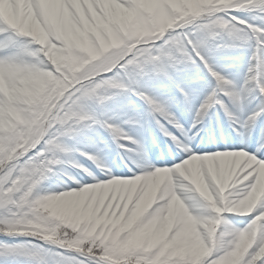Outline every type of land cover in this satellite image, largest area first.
<instances>
[{
	"label": "snow or ice",
	"instance_id": "snow-or-ice-1",
	"mask_svg": "<svg viewBox=\"0 0 264 264\" xmlns=\"http://www.w3.org/2000/svg\"><path fill=\"white\" fill-rule=\"evenodd\" d=\"M0 264H264V0H0Z\"/></svg>",
	"mask_w": 264,
	"mask_h": 264
},
{
	"label": "bare ground",
	"instance_id": "bare-ground-1",
	"mask_svg": "<svg viewBox=\"0 0 264 264\" xmlns=\"http://www.w3.org/2000/svg\"><path fill=\"white\" fill-rule=\"evenodd\" d=\"M85 159H83V161H84ZM108 159L107 158H105V159H103V161H102V163L105 165V166H107L108 165ZM80 163L83 165V166H85V167H94V165H92V164H90V165H87V164H84V162H82V161H80Z\"/></svg>",
	"mask_w": 264,
	"mask_h": 264
},
{
	"label": "rangeland",
	"instance_id": "rangeland-1",
	"mask_svg": "<svg viewBox=\"0 0 264 264\" xmlns=\"http://www.w3.org/2000/svg\"><path fill=\"white\" fill-rule=\"evenodd\" d=\"M133 155H134V153H133ZM129 158H131V156H130ZM81 161L84 162V164H87V165L92 164L90 161H88V160H86V159H85L84 161H83V160H81Z\"/></svg>",
	"mask_w": 264,
	"mask_h": 264
}]
</instances>
